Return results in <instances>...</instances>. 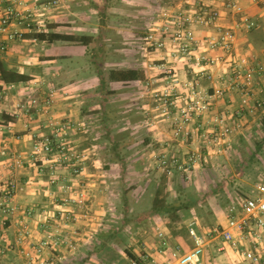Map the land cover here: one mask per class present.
Instances as JSON below:
<instances>
[{
	"label": "crops",
	"instance_id": "0c3cea01",
	"mask_svg": "<svg viewBox=\"0 0 264 264\" xmlns=\"http://www.w3.org/2000/svg\"><path fill=\"white\" fill-rule=\"evenodd\" d=\"M105 1L106 3L97 7L101 15L108 13V0ZM92 2V0L88 3L84 1V5L78 4V7L75 4L68 10L71 14L84 17L83 22L79 21L84 25L77 27L84 32L75 30L76 26L72 25L74 20L67 23L66 31L62 30L65 26H62V17L66 13L62 12L63 6L60 0H0V16L4 14L9 5H12L32 13L31 21L35 27L32 31L46 29L52 22L51 14L52 18H55V23L59 24L55 31L87 33L89 22L87 19H89L91 8L89 3ZM234 3L241 7V12L233 8ZM174 7L186 9L194 14L218 11L217 23L219 25L224 28L235 27L236 40L232 53L225 51L222 47L202 46L204 52L210 55H221L227 61V63L212 67L214 80L200 77L202 86L209 91H213L214 87L219 84L218 77L223 71H230L228 61L232 59V55L233 58H237L257 54L259 60L264 63V0H196V2L193 0L191 3L180 0ZM116 13L120 12L117 10ZM136 14L135 10L132 13L133 17ZM243 16L256 20L259 23L258 27L245 28L242 23L240 24ZM121 18L124 19V17ZM101 24L103 29L106 28L105 22L101 21ZM120 24L127 25L124 27L126 29L131 26L130 23L125 22ZM22 27L23 25L19 24L13 28ZM153 28L155 27L150 25L145 34L153 31ZM193 28L200 39L208 38L216 32L214 23L208 25L196 23ZM32 31L27 32L31 34ZM120 31H122V37H118L119 43H100L103 56L101 63L103 66L114 64L110 68L142 67L138 62V53L143 54L141 46L144 43L141 44L138 41L139 37H130L128 31L121 29ZM1 36V39L5 38V35ZM127 38H131L130 42ZM33 42L35 41L31 38L9 40L6 41V51L0 53V190L12 178L20 187L13 201L16 210L8 217L4 226L2 224L3 215L0 213V230L3 232V238L0 240V264H33L27 260L25 251L32 250L35 244L43 239L46 229L57 233L60 238L67 237L78 241L76 249L92 257V261L86 260V264H130L132 258L117 247L118 244L115 242V237L122 234L121 228L119 226L115 227L116 229L108 227L109 213L114 221L122 218L124 223L125 217H129L136 209L134 203L131 204L132 196L139 201L147 192L144 185H150V177H147L150 173H145L146 166L142 167L143 163L152 160L154 155L159 153H172L170 157L185 159L190 149L189 146H191V143L185 141L193 138L192 144L195 141L201 142L203 130L188 139L176 138L173 136L170 116L177 114L179 102L171 105L169 116L157 109V101L150 94L164 90L169 80L167 75L155 66L162 63L160 59L162 54L154 47L149 52L144 51L147 57L142 62V68L146 79L132 86L114 89L113 84L111 85L108 81L100 86L101 81L94 67L92 51L95 45L87 47L62 42ZM82 64L84 66H78ZM188 64V61L182 59L176 65L179 80L182 83L193 77ZM2 70L16 71L26 75L27 79L14 81L18 83V88L10 89L8 82L2 78ZM52 87L56 88V94L49 112L45 113L43 109L36 112L29 127L26 126L25 115L13 114L15 105L20 101L27 102V97L34 92L39 95L43 106L45 96ZM262 88H264V76L254 87L252 102L254 99L263 98ZM114 90L116 92H113ZM181 92L182 89L177 88L175 98L179 97ZM240 105V92L231 89L226 97L218 100L216 109L224 110L227 107L230 112L234 113ZM49 116L58 120H71L82 128L81 130L73 129L69 141L75 150L86 154L83 172L79 176L72 175L71 169L67 167H61L58 171L60 177L70 185L69 189L61 188V183L51 184V166L46 161L40 160L33 151V140L36 134L51 132V128L48 127ZM210 119L211 113L199 118L198 122L203 121L206 127L209 121L211 122ZM198 122L192 126L193 130L198 128ZM243 124L245 125L244 122ZM256 125L261 124L253 121L250 127L254 128ZM142 129L147 131L145 137L140 135ZM243 129L244 127L240 132ZM18 135H20L19 138ZM256 144L248 155L247 196L254 193L259 183L253 184L251 176L253 174L264 175V139ZM14 157H19L23 161L22 167L13 168ZM235 175L237 177L235 181L239 184L246 181L241 178L245 176H239L237 173ZM141 176L145 178L144 187L141 185ZM129 180L132 183L128 182L129 184L126 185ZM84 187L89 188L87 209L91 215L87 217L74 202ZM227 192H230L228 188ZM150 196L149 208L152 204L153 193ZM65 198H69V201L64 202ZM192 202L196 201L192 199ZM233 205L237 204L234 203L230 207ZM228 209L222 217L223 221L218 223L223 228L219 226L213 229L212 233L208 232V235L202 233L200 228L201 232L195 228L208 240L203 255L204 264H244L243 251L245 249L255 250L260 256V262L257 264H264V231L255 225L254 219H251L248 228L242 234L237 235V247L224 239L223 232L227 229L229 221ZM28 211L32 213L26 214ZM61 211L76 214V220L71 223L63 221L59 216ZM146 211H139L134 219L138 223L149 221L153 230L152 233L139 234L136 239L137 245L130 249L135 257L148 252L164 262L173 258V249L178 248L180 253H186L194 247L190 226L195 227L197 224L199 227L200 222L194 218L195 215L191 214V210H180V212L187 213L180 214L179 212L181 218L178 222H173L171 218L164 219L160 214L147 215ZM172 223H185L187 226L180 225L174 228ZM157 227H163L171 235L170 244L165 249L156 234ZM88 243H93L94 248ZM61 251L72 256L77 254L73 250L62 249ZM45 256L53 259L59 255L56 251H50V253L48 251Z\"/></svg>",
	"mask_w": 264,
	"mask_h": 264
},
{
	"label": "built area",
	"instance_id": "2783aa9c",
	"mask_svg": "<svg viewBox=\"0 0 264 264\" xmlns=\"http://www.w3.org/2000/svg\"><path fill=\"white\" fill-rule=\"evenodd\" d=\"M181 1L193 2V0ZM173 6L164 5L161 8L159 22L155 23L157 25L154 26V30L145 38L148 47H154L155 50L161 52L162 58L160 59L162 63L155 66L162 70L169 80V84L164 90L151 93L150 95L155 97L157 109L167 116L171 113V105H176L179 102L176 116L174 118L170 116V122L173 125L176 138L188 139L203 130V142L208 148L212 147V145L229 142L233 135L242 130V119L245 113H256L264 106V95L263 98L254 99L252 102L254 87L264 74V63L259 60L257 54L252 56L243 55L237 58H233L234 56L232 55V59L228 61L230 71H223L221 76L218 77L219 84L214 87L213 91H209L202 86L200 77L214 80L212 67L227 63V61L221 55H210L204 52L202 46L206 45L211 48L222 47L225 51L232 53L236 40L235 27L224 28L219 25L217 23L218 11L208 12L207 14H194L186 9L173 8ZM232 6L237 12L242 11L241 7L236 3ZM27 12L25 13L15 6L9 5L4 14L0 16V37L5 35L4 39L0 38V53L6 51V41L24 39V34L33 30L32 13L30 11ZM196 23L203 25L214 23L216 32L208 38L200 39L193 28ZM241 23L247 29H252L259 25L256 20L248 16H243ZM19 24L23 25V27L13 28ZM182 59L188 61V66L193 72V77L183 83L179 80L176 68L177 63ZM8 87L10 89L18 88V83H8ZM177 88H181L182 92L179 97L175 98ZM231 89L237 90L241 94L239 109L234 113L230 112L227 107L224 110H217L218 100L226 97L227 92ZM261 92L264 94V88L261 89ZM55 94L56 88L52 87L49 89L45 96V103L42 106L39 95L34 92L28 96L27 102L20 101L15 105L13 114L17 116L25 115L27 118L26 126L29 127L30 121L34 119L36 112L42 109L45 113L49 112ZM173 96L174 98H172ZM209 113H211V122L209 121V124L207 123L208 126L205 127V123L203 121L198 122V119L205 117ZM196 122H198V128L193 130L192 126ZM75 126L76 123L71 120H58L49 116L48 127L51 128V132L36 134L33 140L35 155L51 166V184L61 183L60 185L63 189H69L70 185L60 177L58 171L61 167L70 168L71 174L76 176H79L84 170L86 154L75 150L69 141V136ZM17 137L19 138L20 135ZM154 158L160 162V166L167 171L168 175H172V166L177 162L175 157H170L166 154H156ZM201 159L202 155L190 152L185 161L178 163V165L184 171L190 172ZM12 166L13 168L22 167L23 161L19 157H14ZM19 188L16 180L12 178L0 190V213L3 215V226L6 225L8 217L16 210L13 201ZM88 198L89 188L84 187L74 200L77 206L82 209L85 217L91 215L87 209ZM68 201L69 198L64 199V202ZM31 213L32 211H28L26 214L29 215ZM59 216L63 221L70 223L77 218L76 214L66 213L65 211H61ZM251 219H254L255 225L264 231V181L256 185L252 195L244 197L238 205H233L228 209L229 221L227 229L223 232L224 239L232 246L237 247V235L242 234L248 228ZM46 230L43 239L35 244L32 250L25 251V256L30 263L49 264V260L45 256L47 251L53 249L58 251L63 246L75 249V244L67 237L60 238L52 230ZM156 234L161 239V245L165 249L170 244L171 235L163 227H157ZM190 234L195 243L190 251L180 253L178 248L173 249V258L164 262H161L150 253L144 252L139 259H131L130 264H174L175 262L177 264H204L203 255L208 245V240L204 235L198 233L193 226H190ZM2 238L3 232L0 230V240ZM243 255L245 257L244 264H257L260 262V256L253 249H245Z\"/></svg>",
	"mask_w": 264,
	"mask_h": 264
},
{
	"label": "rangeland",
	"instance_id": "374dc122",
	"mask_svg": "<svg viewBox=\"0 0 264 264\" xmlns=\"http://www.w3.org/2000/svg\"><path fill=\"white\" fill-rule=\"evenodd\" d=\"M84 1H87L88 3L89 0H60V3L63 6L62 12L66 13L64 17H62V26L65 25L64 27H62V30L66 31L67 28L65 27L67 23L70 21L73 22L74 20L75 22L72 25L76 26L75 30L84 32L77 29V27L84 25V23L82 24L79 22H83L84 17L71 14L68 11L70 10V7H74L75 4L84 5ZM92 1V3H89L91 8L90 14L88 16L89 19H87L89 20V22L87 23L88 28L86 32L89 34H93L96 37L100 36L101 43H119L117 41L118 37H122V31H120V29L128 31L130 37H139L138 41H140V43H146L145 37L148 35V33L145 34V32L150 25L151 27L157 25L155 23L159 22L158 14L159 11L161 12L162 8L160 4H157L158 2H154L151 0H108L107 5L109 8L108 10H105L108 11L107 16L109 18H106L107 22L106 25H104L106 27L104 28V30L102 28L100 20V9L97 7L106 3V1ZM117 10L123 14H117ZM135 10L137 14L133 17L132 13ZM22 11L28 13L27 10ZM128 13L130 14L127 15ZM121 17H124V19H122ZM43 19L44 16L42 17V21ZM50 20L52 22H50L49 24H56L55 18H52L51 14ZM122 22L130 23V30H128L129 28H124L127 25L120 24ZM32 25L33 28H35L33 22ZM127 39L129 41L131 38ZM33 43L46 42L35 41ZM151 50L152 48L148 47V52ZM142 52L143 54L138 53V62H140L143 67L142 62L144 59H146L147 56L143 50ZM78 66H84V64ZM110 66H114V64H110L109 66L105 65L104 69L106 67L108 69L110 68ZM175 116L176 115H172L171 117L174 118ZM242 120L245 123V125L243 124V131L239 134L233 135L229 142L221 143L219 145H212V147L207 148L206 146H202L205 145V143L203 142V137L201 138V142L195 141L194 144H192V142L194 141L193 138L189 141H185L191 143L188 153L195 152L196 154H200L202 155V159L197 163L195 167L192 168V170H190L189 173H185V171L181 168L174 167L172 175H169L167 178V182L169 184L168 190L171 198L175 197V195H177L178 193L177 191L179 190L182 192L183 197L189 196V198H192L194 199V201H196L194 205L191 206L190 212L192 215H195L194 218L198 220L200 224L199 227L197 226V224H195L194 228H196L198 232L202 231V233H206V235H208V232L212 233L214 231L213 229H217L219 226L222 227V225H219L218 223L223 221L222 217H224L226 209H228L234 203L238 205V203L248 195V155L255 148V146L257 145L256 143L261 142V139H264V126H262L264 124V106L256 113L245 114ZM253 121H258L261 125H256L254 128H252L250 127V125H252ZM80 127L81 126L76 123L74 129L78 128V130H81L82 128ZM146 132V130L142 129V134L140 133V135H142V137H145L144 135H146ZM161 154L163 153H159V155ZM171 154L172 153L166 155L171 156ZM187 155L188 154H186L185 156ZM173 157L177 159L175 165H177L178 163H183L185 161V159L181 160L176 156ZM144 166H146L145 173H150V175L147 176L150 177V185H144L145 178L144 176H141V185L142 187L145 186V188H147V192H145V196L142 197L139 201H137V199L132 196L133 198L131 200V204L134 203L136 209L131 212V215L128 217V219H130L129 224H124L122 218L120 220L118 219V221H114V218H110L112 215L109 213L110 217L108 218L109 221L107 222L108 227L116 229L115 227L119 226L121 228L120 230L122 234L118 237H115V242L118 244L117 247L122 249L123 252H125V250H130L137 245L136 239L138 238L140 233H152L153 230V226L149 224V221L138 223L134 218H136L135 214H138L139 211H146L149 208V199L151 197V193L154 192V188L156 185L155 183L158 182L159 178H161V175L165 170L160 166V162L156 161V159L154 158L152 160H147L145 164L143 163L142 167ZM235 173H237V175L239 176H245L241 178H244L246 181L239 184L238 181H235V178H237ZM251 177L253 178V184L256 182H261L264 179L263 174L260 176L258 174H253ZM128 182L132 183V181L130 182L129 180L126 182V185ZM110 185L114 186L115 184ZM134 186L136 185L134 184ZM227 188L230 192H227ZM229 194L231 195V197ZM186 213L187 212L184 211L180 212V214ZM180 225L182 227L187 226V224L185 223H172V226L174 228L179 227ZM199 228L201 231L199 230ZM71 242L75 244V249H72L68 246H63L62 248H60V251H56V254L62 257L61 259L59 256H55L53 259L50 256L46 257L49 260V264H86V260H88L89 262L92 261V257H88L86 256V254L80 253L81 250L79 251L78 249H76V244L79 243L78 241H74L72 239ZM110 242L111 240L109 241V243ZM88 245H90L91 247L94 246L93 243H88ZM62 249H66L69 251L73 250L77 254H74L76 256L67 255L61 251Z\"/></svg>",
	"mask_w": 264,
	"mask_h": 264
},
{
	"label": "trees",
	"instance_id": "16d2710c",
	"mask_svg": "<svg viewBox=\"0 0 264 264\" xmlns=\"http://www.w3.org/2000/svg\"><path fill=\"white\" fill-rule=\"evenodd\" d=\"M154 2H158L157 4L163 5H175L180 0H152ZM160 17V11H159ZM107 14L101 15V21L107 22ZM109 18V17H108ZM107 18V19H108ZM59 24H49L46 29L32 31L31 34L26 32L24 34V38H31L34 41L46 42V43H54V42H62V43H70V44H79L84 46L94 45L92 48L93 56H94V66L98 71L101 85L103 86L105 81H108L111 85L113 84V88L117 89L118 87L132 86L135 83L143 82L146 79L145 71L142 67L136 66L135 68H108L103 69V63H101L103 56L101 50V38L94 36L89 33H63L55 31V28L58 27ZM149 34V33H148ZM146 38V37H145ZM142 44V43H141ZM146 43L142 44L143 51L148 50V46ZM152 48V47H151ZM2 78L8 82L13 83L14 81L26 80L27 76L22 75L13 70H2ZM113 92H116L115 90ZM261 110V109H260ZM188 154V153H187ZM163 155V154H162ZM188 156V155H187ZM186 156V157H187ZM174 167H178L179 165H173ZM185 173H189L186 172ZM168 173L165 170L164 173L159 178L158 182L155 183V188L153 192L152 204L151 207L146 211L147 215L160 214L164 219L171 218L173 222H178L180 220V210H190L191 206L194 205L192 202V198L183 197L181 191H177V195L171 198L168 190ZM185 198V199H184ZM130 219L125 217L124 224H129ZM189 232V231H188ZM125 252L132 259H139V257H135L130 250H125Z\"/></svg>",
	"mask_w": 264,
	"mask_h": 264
}]
</instances>
